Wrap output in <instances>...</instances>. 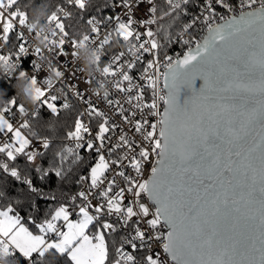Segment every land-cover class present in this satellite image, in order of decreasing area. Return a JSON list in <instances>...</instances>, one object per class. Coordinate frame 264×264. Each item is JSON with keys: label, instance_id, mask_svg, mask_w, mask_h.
Masks as SVG:
<instances>
[{"label": "snow or ice", "instance_id": "1", "mask_svg": "<svg viewBox=\"0 0 264 264\" xmlns=\"http://www.w3.org/2000/svg\"><path fill=\"white\" fill-rule=\"evenodd\" d=\"M34 10L0 0V252L264 264V0H57L47 33Z\"/></svg>", "mask_w": 264, "mask_h": 264}, {"label": "trees", "instance_id": "2", "mask_svg": "<svg viewBox=\"0 0 264 264\" xmlns=\"http://www.w3.org/2000/svg\"><path fill=\"white\" fill-rule=\"evenodd\" d=\"M25 3L31 2L35 6V10L30 13L32 20L36 24V28H39L41 25L45 24L46 21L44 17L46 16L49 7H54L57 0H24ZM103 14H109L107 10L104 11ZM74 23V21H73ZM117 42V46H118ZM0 74H2V68H0ZM5 81L0 79V88L5 86ZM27 85V81H20L18 83L17 91L19 93V99L22 100L24 105L27 108L33 107L36 103H34L31 99L28 98L25 88ZM14 91V90H13ZM7 99V92L5 90L0 89V105H3ZM2 203V201H0ZM41 206H44V202L41 201ZM0 264H11V260L7 255H0Z\"/></svg>", "mask_w": 264, "mask_h": 264}, {"label": "built area", "instance_id": "3", "mask_svg": "<svg viewBox=\"0 0 264 264\" xmlns=\"http://www.w3.org/2000/svg\"><path fill=\"white\" fill-rule=\"evenodd\" d=\"M38 30H43L44 33L49 32V26L47 23L41 25ZM37 44H39V41H36ZM119 46V45H118ZM65 60H70V57H66ZM64 61H60V63H63ZM29 67H31V64L29 62ZM77 67H80L82 69V73H78V75L87 78V76H96L97 79H99V70L96 66V61H95V52L94 49L90 47H85L81 49L79 58L77 61ZM2 74H3V69H2ZM107 86L105 82V87ZM36 105V104H35ZM35 105L29 109H32L35 107Z\"/></svg>", "mask_w": 264, "mask_h": 264}, {"label": "rangeland", "instance_id": "4", "mask_svg": "<svg viewBox=\"0 0 264 264\" xmlns=\"http://www.w3.org/2000/svg\"><path fill=\"white\" fill-rule=\"evenodd\" d=\"M25 92H26L28 98L31 99L34 103H36V101H35L34 98H33L32 91H31V89L28 87V84L26 85Z\"/></svg>", "mask_w": 264, "mask_h": 264}, {"label": "crops", "instance_id": "5", "mask_svg": "<svg viewBox=\"0 0 264 264\" xmlns=\"http://www.w3.org/2000/svg\"><path fill=\"white\" fill-rule=\"evenodd\" d=\"M0 255H4L5 256L6 254L4 252H0Z\"/></svg>", "mask_w": 264, "mask_h": 264}]
</instances>
